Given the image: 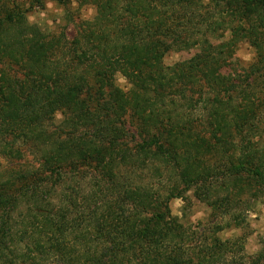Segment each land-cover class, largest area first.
Masks as SVG:
<instances>
[{
    "label": "trees",
    "instance_id": "obj_1",
    "mask_svg": "<svg viewBox=\"0 0 264 264\" xmlns=\"http://www.w3.org/2000/svg\"><path fill=\"white\" fill-rule=\"evenodd\" d=\"M77 1L95 14L69 40L0 0V264H230L239 239L190 249L169 201L237 220L264 197V0Z\"/></svg>",
    "mask_w": 264,
    "mask_h": 264
},
{
    "label": "rangeland",
    "instance_id": "obj_2",
    "mask_svg": "<svg viewBox=\"0 0 264 264\" xmlns=\"http://www.w3.org/2000/svg\"><path fill=\"white\" fill-rule=\"evenodd\" d=\"M26 10V17L30 24L37 25L44 33L58 35L65 33L71 40L80 31L81 22L89 20L95 14V6L92 3L77 0H10ZM208 0H203L207 3ZM195 49L184 48L182 50L168 51L163 62L172 65L174 62L188 58ZM256 50L246 40L240 41L236 47L232 60L235 72L240 74L247 72L248 66L256 60ZM115 83L123 90H128L130 84L120 73L115 74ZM247 82L245 81L244 84ZM61 115L57 113L56 120ZM129 128L133 129L135 123L130 117ZM27 160L31 161L30 155ZM4 164V161H3ZM156 178V177H155ZM159 191L166 190L173 184V176L165 174ZM153 181L159 182L158 179ZM239 203L235 213L237 220L229 216H221L214 212L206 202L199 199L193 189L184 191L169 201L171 215L182 226L185 238L184 242L197 250L203 242L210 243L213 238L239 239L238 245L227 252L222 261L230 264H249L256 253L264 247V197L257 200L246 198ZM247 203V204H245ZM239 224V225H237ZM240 244V245H239Z\"/></svg>",
    "mask_w": 264,
    "mask_h": 264
}]
</instances>
